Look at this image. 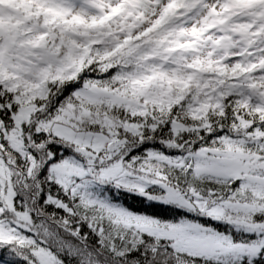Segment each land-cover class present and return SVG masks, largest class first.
<instances>
[{
  "label": "snow or ice",
  "instance_id": "obj_1",
  "mask_svg": "<svg viewBox=\"0 0 264 264\" xmlns=\"http://www.w3.org/2000/svg\"><path fill=\"white\" fill-rule=\"evenodd\" d=\"M0 264H264V0H0Z\"/></svg>",
  "mask_w": 264,
  "mask_h": 264
}]
</instances>
